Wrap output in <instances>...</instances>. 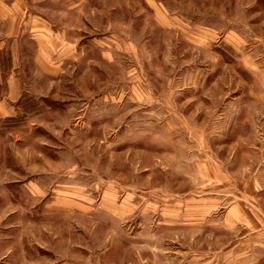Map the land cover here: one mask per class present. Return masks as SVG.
<instances>
[{"label": "rangeland", "instance_id": "374dc122", "mask_svg": "<svg viewBox=\"0 0 264 264\" xmlns=\"http://www.w3.org/2000/svg\"><path fill=\"white\" fill-rule=\"evenodd\" d=\"M16 2L71 49L60 57L58 75H47L35 42L22 41L21 95L7 105L12 116H2L0 105L1 231L13 226L18 241L20 223L27 221L22 229L50 223L25 214L67 212L69 218L54 221L58 232L69 229L92 264L116 245H176L173 229L149 239L136 234L155 226L161 234L163 198H176L181 184L187 197L205 187L194 189L198 168L226 171L227 157L211 154L213 145L226 136H264V0H0V6L15 11ZM8 31L0 30V39ZM6 40L16 49L14 38ZM7 99L0 84V103ZM131 196H150L156 208L144 205L148 215L130 216ZM124 201L127 215L114 220ZM194 222L188 216V234ZM208 224L202 223L205 235ZM198 238H186L191 253L212 240ZM240 248L235 264L248 257ZM203 253V262L213 264V253Z\"/></svg>", "mask_w": 264, "mask_h": 264}, {"label": "crops", "instance_id": "0c3cea01", "mask_svg": "<svg viewBox=\"0 0 264 264\" xmlns=\"http://www.w3.org/2000/svg\"><path fill=\"white\" fill-rule=\"evenodd\" d=\"M16 7L15 11H11L0 6V30L5 27L9 28L5 38L0 39V84L6 85L11 98L2 101L0 105L3 110L2 116L7 117L13 115L8 111L7 105L10 102L15 103L22 92L16 79L22 68L21 63L19 64L20 58L27 45L22 41L31 38L35 42L36 60L39 59V56L43 57L44 62L39 63L38 60V64L41 71L47 75H58L61 66L60 57L65 51L67 53L71 49L66 47L65 39L54 31L52 25L35 21L33 18L28 19V12L22 10L18 2H16ZM32 33H35V36H32ZM13 38L16 49H13L14 46L11 49L9 44L6 45V39ZM219 47L221 49L222 43L219 44ZM223 51L227 53V49L223 48ZM240 53L237 54L236 59H242ZM235 56L234 53L231 57ZM3 60L8 64L5 65ZM242 60L245 61L246 58ZM252 75L256 77V74ZM219 143L221 144L218 146L213 145L210 151L211 154H221V156L227 157L226 171L211 166L210 171L203 173L200 170L201 167L198 168L196 171L199 173L194 182L196 183L194 189H200L199 191L193 196L187 197V188L181 184L175 188L177 189L176 198H163L162 217L165 223L162 224L164 229L161 234H159V229L155 228L156 226L139 230V233L136 234L139 235L138 240L140 238L149 239L148 234L171 236L172 232L169 229H173L175 230L174 237L179 239L176 245L143 243L134 244L135 246L132 244L126 248L116 245L113 249L109 248L108 252H105L106 256L103 261L101 254L98 255L100 258L98 257L97 264H207L203 262L204 250L213 253L209 263L235 264L236 253L240 247L243 252L242 256H245L244 248H248V257L242 259L243 264H264V136H226L224 141ZM203 183L205 187L200 186ZM187 198L190 199L187 200ZM149 199L153 198L144 196L142 200L131 196L127 206L131 213L128 215L139 218L148 215L150 212L145 213L144 205L147 210L150 207L153 210L156 208L152 203L153 200ZM121 206V208H116L119 212L116 213L115 210L113 213L114 220L121 221L127 215L123 208L125 201ZM62 210L71 209L63 208ZM14 214V212L6 214L2 222L5 223ZM67 214L69 213L60 211L51 215L44 212H36L31 216L25 214L21 218L34 217L37 220H50V223H47L46 228L38 225V223L44 224L42 221L30 223L24 229L22 226L26 225L27 221L20 223L18 225V241L14 240L17 230L13 226H5L2 231L0 229V264H92L88 253L80 247L75 249L69 229H66L67 232L59 234L58 224L54 221L58 222L56 218L58 215L69 218L70 216ZM188 216L190 220L196 221L194 222L196 228L190 234L186 230ZM205 221L209 222L210 227L209 234L206 235L204 234L205 228H202V223ZM207 235L212 237L209 245L200 244L197 246L195 244L194 253L188 250L186 238L194 236L195 239H199V236ZM181 238L184 240L181 241ZM59 240L65 241V244L60 246ZM138 240L134 242H138ZM255 250H258L262 255L258 259L253 258L252 260L249 255ZM191 255L193 256L188 260ZM221 258L222 260L219 261L218 259Z\"/></svg>", "mask_w": 264, "mask_h": 264}, {"label": "trees", "instance_id": "16d2710c", "mask_svg": "<svg viewBox=\"0 0 264 264\" xmlns=\"http://www.w3.org/2000/svg\"><path fill=\"white\" fill-rule=\"evenodd\" d=\"M14 119V118H13Z\"/></svg>", "mask_w": 264, "mask_h": 264}]
</instances>
